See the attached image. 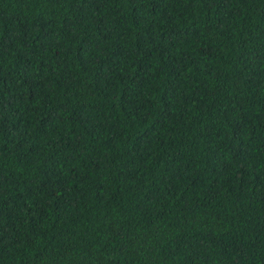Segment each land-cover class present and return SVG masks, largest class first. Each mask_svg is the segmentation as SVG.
Segmentation results:
<instances>
[{
  "label": "trees",
  "instance_id": "16d2710c",
  "mask_svg": "<svg viewBox=\"0 0 264 264\" xmlns=\"http://www.w3.org/2000/svg\"><path fill=\"white\" fill-rule=\"evenodd\" d=\"M0 264H264V0H0Z\"/></svg>",
  "mask_w": 264,
  "mask_h": 264
}]
</instances>
